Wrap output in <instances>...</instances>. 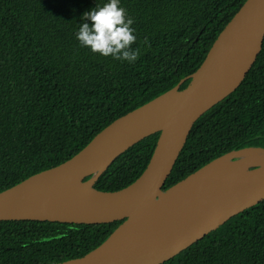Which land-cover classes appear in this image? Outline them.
<instances>
[{
	"label": "trees",
	"instance_id": "trees-1",
	"mask_svg": "<svg viewBox=\"0 0 264 264\" xmlns=\"http://www.w3.org/2000/svg\"><path fill=\"white\" fill-rule=\"evenodd\" d=\"M245 1L121 0L133 20L130 47L139 52L129 63L75 39L82 14L104 0H0V192L67 161L110 123L195 72ZM158 136L118 156L93 188L133 183ZM251 146L264 148V39L240 85L195 122L163 189ZM120 223L0 221V264L81 257ZM163 264H264V200Z\"/></svg>",
	"mask_w": 264,
	"mask_h": 264
},
{
	"label": "water",
	"instance_id": "water-1",
	"mask_svg": "<svg viewBox=\"0 0 264 264\" xmlns=\"http://www.w3.org/2000/svg\"><path fill=\"white\" fill-rule=\"evenodd\" d=\"M263 39L264 0H246L195 72L110 123L67 161L1 191L0 221H121L87 254L52 264H163L264 200V148L254 146L223 154L163 189L193 125L240 85ZM156 133L149 162L133 183L114 192L93 188L118 156ZM249 152L254 155L243 156ZM218 173L220 182L195 184ZM87 182L89 190L76 186Z\"/></svg>",
	"mask_w": 264,
	"mask_h": 264
},
{
	"label": "clouds",
	"instance_id": "clouds-1",
	"mask_svg": "<svg viewBox=\"0 0 264 264\" xmlns=\"http://www.w3.org/2000/svg\"><path fill=\"white\" fill-rule=\"evenodd\" d=\"M132 24L121 0H104L82 14L74 35L81 47L93 53L132 63L139 54L130 47L136 40Z\"/></svg>",
	"mask_w": 264,
	"mask_h": 264
},
{
	"label": "bare ground",
	"instance_id": "bare-ground-1",
	"mask_svg": "<svg viewBox=\"0 0 264 264\" xmlns=\"http://www.w3.org/2000/svg\"><path fill=\"white\" fill-rule=\"evenodd\" d=\"M252 155H254V153L253 152H249V153H245L243 156L250 157ZM232 170H234V169L230 168L225 173H229ZM223 178H224L223 174L218 173V174L211 175V176H209L207 178H204L201 181L196 182L195 184H197V185L213 184V183H216V182H220ZM90 184H91L90 182H87L85 184L76 183V186L78 188H80V189H83V190H89Z\"/></svg>",
	"mask_w": 264,
	"mask_h": 264
}]
</instances>
